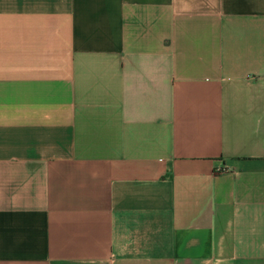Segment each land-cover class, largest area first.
<instances>
[{
    "label": "crops",
    "instance_id": "obj_1",
    "mask_svg": "<svg viewBox=\"0 0 264 264\" xmlns=\"http://www.w3.org/2000/svg\"><path fill=\"white\" fill-rule=\"evenodd\" d=\"M0 264H264V0H0Z\"/></svg>",
    "mask_w": 264,
    "mask_h": 264
}]
</instances>
